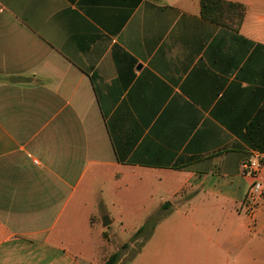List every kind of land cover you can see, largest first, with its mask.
<instances>
[{"label": "crops", "instance_id": "obj_1", "mask_svg": "<svg viewBox=\"0 0 264 264\" xmlns=\"http://www.w3.org/2000/svg\"><path fill=\"white\" fill-rule=\"evenodd\" d=\"M222 1L238 28L200 0H0V264H103L123 225L103 192L151 184L129 232L167 211L128 264H264V200L244 205L264 0Z\"/></svg>", "mask_w": 264, "mask_h": 264}, {"label": "rangeland", "instance_id": "obj_2", "mask_svg": "<svg viewBox=\"0 0 264 264\" xmlns=\"http://www.w3.org/2000/svg\"><path fill=\"white\" fill-rule=\"evenodd\" d=\"M103 185H104V178H101L100 180L98 179L96 181V185L93 187L94 190L93 194L95 195L92 194L90 211H92V204H94L95 202L97 203L98 195L96 189H100V188L103 189L104 188ZM144 189L145 190H142V192H140L142 194L140 195L139 199L137 200L133 198L129 202L130 203L129 206L126 205L127 204L126 201L120 200L119 198L116 199L119 196H116V198L112 201L106 200V196L104 192L102 194L104 200H101L98 204V211L101 212L102 216L105 215L103 212H109L113 215L114 219H118L123 223V225L116 223L113 226H111L109 229L106 227L102 232V238L106 242V245L109 246L107 247L106 250V252L107 251L109 252L108 257L109 255L115 252L119 253V260L116 264H128L134 258L136 253L140 250L146 238L148 237V234L150 233V229H151L150 225L146 228L145 232L139 235L134 236L136 232H129L131 231V229L134 228L133 226L136 225V223L141 222L143 221V219H145V216H143L145 212H143L141 206L149 202L144 198L145 195L144 191H147V189L153 191L157 189V186L152 184L151 186L146 185ZM133 195L134 194H132V196ZM166 211H167L166 208L158 209V211L154 213L155 215L153 220L157 221L158 219L162 218ZM84 228H85L84 222L79 221L78 226L76 227V231L84 232ZM88 239L91 240L90 242L92 244H95L96 233H92Z\"/></svg>", "mask_w": 264, "mask_h": 264}, {"label": "trees", "instance_id": "obj_3", "mask_svg": "<svg viewBox=\"0 0 264 264\" xmlns=\"http://www.w3.org/2000/svg\"><path fill=\"white\" fill-rule=\"evenodd\" d=\"M200 13L205 20L211 23L222 26L231 25L238 28L244 15V7L241 4L222 0H200ZM246 134L250 146L264 153V106L259 109L255 117L249 122L246 128ZM153 218L148 219L134 236L145 232L149 225L151 228L156 222ZM118 260L119 253L115 252L103 264H116Z\"/></svg>", "mask_w": 264, "mask_h": 264}, {"label": "built area", "instance_id": "obj_4", "mask_svg": "<svg viewBox=\"0 0 264 264\" xmlns=\"http://www.w3.org/2000/svg\"><path fill=\"white\" fill-rule=\"evenodd\" d=\"M245 169L252 177V182L246 192L244 205L248 208L250 215H253L254 208L264 200V153L252 151Z\"/></svg>", "mask_w": 264, "mask_h": 264}]
</instances>
